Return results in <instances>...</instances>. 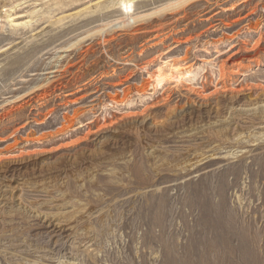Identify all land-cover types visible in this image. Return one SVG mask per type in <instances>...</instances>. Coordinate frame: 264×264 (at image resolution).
<instances>
[{"label": "rangeland", "instance_id": "1", "mask_svg": "<svg viewBox=\"0 0 264 264\" xmlns=\"http://www.w3.org/2000/svg\"><path fill=\"white\" fill-rule=\"evenodd\" d=\"M262 159L264 0H0V264H264Z\"/></svg>", "mask_w": 264, "mask_h": 264}, {"label": "bare ground", "instance_id": "2", "mask_svg": "<svg viewBox=\"0 0 264 264\" xmlns=\"http://www.w3.org/2000/svg\"><path fill=\"white\" fill-rule=\"evenodd\" d=\"M183 4V3H180ZM178 4V5H180ZM176 7V6H175ZM145 18V17H144ZM134 20V19H133ZM138 20V19H137ZM144 20V19H143ZM141 21V19H140ZM114 25V24H113ZM120 25V24H119ZM116 26V25H115ZM112 28V27H110ZM260 167V174L263 176L264 178V159L261 160V162L258 165ZM259 171V170H258ZM232 172H235V170H232ZM261 176V177H262ZM262 178V179H263ZM223 190H221V196L225 198L226 200V196L224 194V186H222ZM220 189V188H219ZM226 189V188H225ZM220 193V192H219ZM226 193V192H225ZM192 195V194H191ZM206 197L208 198V195H206ZM206 198V199H207ZM191 199L194 200L193 195L191 196ZM205 199V198H204ZM222 201V198H221ZM207 202V201H206ZM226 202V201H225ZM210 203V202H209ZM207 204V203H206ZM206 204H204V208L206 211H208V213H212V208L211 206H207ZM223 207V206H222ZM220 208V207H219ZM219 210V209H218ZM221 210V209H220ZM223 210V208H222ZM211 222H207L206 226L211 229L214 232V235L217 238V242L214 243V247H219L222 250L225 251H231L232 249L230 248V239L228 236L230 237H236L240 240V247L248 252V254H253L252 251V247H250V245H248V237L246 236V234H244L243 232H241L238 227L236 226V222L233 220V218H227L222 211H218L217 215L214 219L210 220ZM240 224V223H239ZM238 225V224H237ZM245 227V226H244ZM247 228V227H246ZM245 232V231H244ZM237 240V239H236Z\"/></svg>", "mask_w": 264, "mask_h": 264}]
</instances>
